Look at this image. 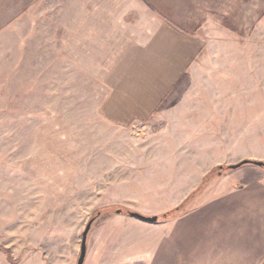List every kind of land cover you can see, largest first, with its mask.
I'll return each mask as SVG.
<instances>
[{"label": "rangeland", "instance_id": "1", "mask_svg": "<svg viewBox=\"0 0 264 264\" xmlns=\"http://www.w3.org/2000/svg\"><path fill=\"white\" fill-rule=\"evenodd\" d=\"M125 3L0 0V264H77L90 220L83 264H133L151 223L128 212L162 223L209 182L264 173L225 169L264 162V0L195 9L180 27L200 55L131 121L110 106L138 12Z\"/></svg>", "mask_w": 264, "mask_h": 264}, {"label": "crops", "instance_id": "2", "mask_svg": "<svg viewBox=\"0 0 264 264\" xmlns=\"http://www.w3.org/2000/svg\"><path fill=\"white\" fill-rule=\"evenodd\" d=\"M223 1L126 0L124 6L138 12L127 21L132 42L124 52L119 93L110 101L116 120L158 113L202 51L198 36L180 24L197 18L195 9L219 8ZM227 1L236 7L238 0ZM223 178L216 187L209 182L196 205L179 215L162 223L143 221L151 223L149 239L138 246L143 255L133 264H264V173L242 182Z\"/></svg>", "mask_w": 264, "mask_h": 264}, {"label": "water", "instance_id": "3", "mask_svg": "<svg viewBox=\"0 0 264 264\" xmlns=\"http://www.w3.org/2000/svg\"><path fill=\"white\" fill-rule=\"evenodd\" d=\"M262 161H258V160H251V159H245L243 161H240L236 164H232L230 165L231 166V169H235V168H238L244 164H253V165H256L258 167H260L262 165ZM118 213H120V210L117 211ZM130 216L132 217H135L137 219H140L142 221H147V222H152V223H155L158 219V217L156 215L152 216V217H149V216H144L138 212H129L128 213ZM92 221L93 220H90L83 233H82V241H81V250H80V255H79V258L77 260V264H83L84 263V260H85V257H86V239H87V234L90 230V227H91V224H92Z\"/></svg>", "mask_w": 264, "mask_h": 264}, {"label": "trees", "instance_id": "4", "mask_svg": "<svg viewBox=\"0 0 264 264\" xmlns=\"http://www.w3.org/2000/svg\"><path fill=\"white\" fill-rule=\"evenodd\" d=\"M262 162H263V161H262ZM219 168H220V169H221V168L224 169V167H222V166L219 167ZM260 168L264 170V162L262 163V165L260 166ZM225 169H226V170H227V169H231V166L229 165V166L225 167ZM175 211H176V212L179 211V207L176 208ZM128 213H129V212H128ZM168 215L171 216L170 213H165V214L162 216V219H165Z\"/></svg>", "mask_w": 264, "mask_h": 264}]
</instances>
